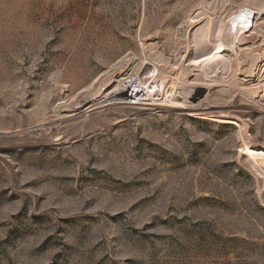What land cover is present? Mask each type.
Instances as JSON below:
<instances>
[{
	"label": "rangeland",
	"instance_id": "obj_1",
	"mask_svg": "<svg viewBox=\"0 0 264 264\" xmlns=\"http://www.w3.org/2000/svg\"><path fill=\"white\" fill-rule=\"evenodd\" d=\"M243 4L254 25L216 57L206 21ZM156 73L178 99L116 96ZM246 145L264 150V0H0V264H264Z\"/></svg>",
	"mask_w": 264,
	"mask_h": 264
},
{
	"label": "bare ground",
	"instance_id": "obj_2",
	"mask_svg": "<svg viewBox=\"0 0 264 264\" xmlns=\"http://www.w3.org/2000/svg\"><path fill=\"white\" fill-rule=\"evenodd\" d=\"M256 10H257V8L250 5V4H243L242 6H239L238 8L232 10L228 14L227 18L225 19L226 20V26L224 25L223 28H222V26H217L218 22L214 25L211 21L212 18H208V21H206L207 22L206 26L205 27L203 26L204 27L203 29L201 28L202 29V31H201L202 40L201 41H203L208 46L209 50H207V51L211 50L214 53V55L216 57H218L219 53L223 50L222 45H223V40L225 39L228 41L227 43H229L231 46V47H229L230 49L228 51L232 55L237 54V52H238V48H237L238 46L237 45L242 42V37L245 36L247 33H249L252 26L254 25V17L256 14ZM250 22H251V27L249 30L246 31ZM199 37H200V35H199ZM204 43H203V45L205 46ZM198 50H197V52H199ZM207 51H205L206 54H207ZM211 54L209 56H211ZM206 58H208V57H206ZM202 61H204V60H202ZM211 62H212V60H211ZM192 63H194V62H192ZM215 65H216V62H215ZM217 66H218V64H217ZM200 67H202V69L201 68H200L201 70L199 69L200 70L199 75L201 78H205V80L208 77L215 76L214 74H215L216 70L219 71L218 70L219 66L217 68H215V66L213 67V65L210 63V61L208 64L201 65ZM163 79H164V76H162L159 73L154 74L152 77H148V76L145 77L143 79L144 81L141 83L140 87H138V89L142 93V96L148 98V97L153 95L155 97H158L159 100L165 99L168 101H172V99L177 98L176 95L180 94V93H177L179 90L177 91L176 83L174 82L175 80L173 79L171 82L170 81L166 82ZM179 92H181V91H179ZM126 95H127L126 90H120L116 94V96L119 98H124V97H126ZM133 99L136 100V96H134ZM126 103L129 105H134V104L128 103V102H126ZM176 104H181V103L177 102ZM180 108H183V106H180ZM189 115L199 117V118L213 117L210 114L196 115V113H189ZM215 119L220 123L237 124V123H235L236 121L234 122V121H231L230 119H225V118H215ZM246 146L248 149V153H247L248 159L252 162V164L256 168H258V170L262 171L263 176H264V150H263V148H254V147H250L249 145H246Z\"/></svg>",
	"mask_w": 264,
	"mask_h": 264
},
{
	"label": "built area",
	"instance_id": "obj_3",
	"mask_svg": "<svg viewBox=\"0 0 264 264\" xmlns=\"http://www.w3.org/2000/svg\"><path fill=\"white\" fill-rule=\"evenodd\" d=\"M139 85H132L130 88L127 89V95L124 99V101L128 103H132L134 105L138 104H145V103H152L159 101L158 97L150 96L148 98L142 96V93L138 89ZM136 96V100L133 99V97Z\"/></svg>",
	"mask_w": 264,
	"mask_h": 264
}]
</instances>
